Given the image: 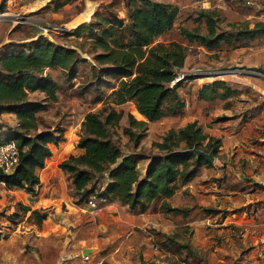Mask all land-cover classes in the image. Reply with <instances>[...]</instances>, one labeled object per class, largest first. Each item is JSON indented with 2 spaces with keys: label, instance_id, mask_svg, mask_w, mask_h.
Instances as JSON below:
<instances>
[{
  "label": "rangeland",
  "instance_id": "1",
  "mask_svg": "<svg viewBox=\"0 0 264 264\" xmlns=\"http://www.w3.org/2000/svg\"><path fill=\"white\" fill-rule=\"evenodd\" d=\"M4 1L0 0L2 16L9 13L5 10ZM151 1L179 9L173 30L158 39L164 44L179 42L186 48L185 65L179 73L192 75L194 71L202 70L209 75L185 77L178 89L184 102L182 113L147 123L139 144L135 145L123 134V129L129 127L127 117L145 120L138 115L133 103L121 106L112 103V87L114 84L116 87L118 82L104 78L96 90L91 88L92 61L91 56L85 54L87 46L78 50L85 62L76 67L74 76L69 78L70 74L58 69L46 70L59 90L57 101L38 115L40 129H57L64 140L51 148L47 177L45 174L42 176L40 187L45 188L44 198L51 197V202L46 203L43 209L40 207L38 213L47 216L46 220L51 219L50 228L58 229V233L50 234L38 245H27L26 235L18 231L13 233V224L3 221L4 239L0 243V255L4 253V256L1 255L0 264H264V187H256L252 192L240 182L234 185L218 181L219 165L233 162V141L229 138L220 139L221 156L218 152L210 169L195 171L196 174L186 184H178L179 188L171 198L146 203L144 209L133 210L118 203H105L94 216L85 205L79 208L76 198H71L70 181L59 165L70 158L68 153L82 137V123L87 114L104 116L109 109L123 113L119 125L111 128L113 143L124 155L140 158L139 169L144 170L149 157L160 156L156 144L162 143L171 130L179 131L196 122L202 132L205 130L208 136L218 139L216 135L223 133L220 129L226 128L223 112H240L242 107L236 109L235 102L242 95L247 97L241 91L225 100L205 104L197 98L198 88L224 81L229 88L238 91L243 87V74L264 69V39L240 40L236 45L222 44L216 50L207 51L188 42L181 34L183 30L205 33L204 21L199 17L203 11L218 15L219 32H231L233 29L229 26L235 24L252 29L256 23H264V0ZM38 2L40 0H15L16 6H11V14L1 18L0 24L4 25L6 19L14 25V35H17L14 37L18 39L17 43L12 42L15 48L39 37L65 47L79 48L80 37L89 32L82 28L73 37L71 33L77 26L89 23L95 12L125 19L132 0H48L44 6L35 8ZM29 3L32 9L23 10L22 7ZM60 4L63 6L55 10ZM25 38L29 40L25 41ZM9 49L5 47L3 51ZM30 100L42 102L44 95L34 94ZM16 126L14 115L0 113V136L9 135ZM132 129L134 133H140L139 129ZM214 169L215 174L212 172ZM105 183L99 184L98 188L104 187ZM35 193L38 194V190ZM37 194L8 191L0 183V213L6 217L20 213L15 228L34 224L30 212L21 206L34 207L39 200ZM52 196L56 199L52 200ZM18 242L26 249H20ZM56 245L58 251L55 254L49 246ZM84 250L88 251L86 255Z\"/></svg>",
  "mask_w": 264,
  "mask_h": 264
},
{
  "label": "trees",
  "instance_id": "2",
  "mask_svg": "<svg viewBox=\"0 0 264 264\" xmlns=\"http://www.w3.org/2000/svg\"><path fill=\"white\" fill-rule=\"evenodd\" d=\"M200 16L204 21V34L186 30L181 34L188 42L207 51L216 50L222 44L233 46L240 40L264 39V23H256L252 29L235 24L229 26L233 29L231 32H219L218 15L203 11ZM178 18L179 9L170 4L132 0L125 19L95 12L89 23L78 26L71 33L73 37L82 28L89 32L80 37L83 42L79 48L55 44L43 37L16 48L13 44L7 45L6 49H10L0 54V113L14 115L17 126L9 131V135H1L0 141L15 145L17 165L9 174L0 170V183L8 190H23L35 196L40 185L39 172L52 157L50 147H56L64 140L57 129H40L38 115L57 101L59 90L45 71L58 69L70 74L69 78L74 76L76 67L85 62L78 51L83 46H87L85 54H89L92 61L91 88L96 90L104 78L118 82L112 87V103L115 106L133 103L145 120L127 117L129 127L123 129V134L135 145L139 144L147 123L182 113L184 102L178 93L182 81L174 86L171 84L185 65L186 48L179 42H158L160 37L173 30ZM197 90V98L202 103L225 100L240 92L229 88L224 81L205 84ZM39 93L44 95V101L30 100L31 95ZM122 118L123 113L113 109L104 116L87 114L82 123L83 135L76 145L83 154L70 157L59 165L70 181L71 198H76L79 208L90 195L96 194L106 203H118L133 210L144 209L146 203L171 198L179 188L178 184H186L195 171L211 168L212 163L184 151L198 149L212 152L214 158L218 156L220 140L209 137L193 122L179 131H169L164 141L156 144L160 156L149 157L144 170H140V158L124 155L113 143L111 128L117 127ZM132 128L139 129L140 133H134ZM220 179L226 180L227 184H237L234 177L221 176L219 183ZM101 183L105 186L100 189ZM246 185L249 191L261 187L250 182ZM21 208L29 212L28 208ZM20 216L16 212L8 217L0 213V241L4 239L3 221L14 225ZM30 217L37 225L46 219L37 211ZM43 241L28 237L27 245H38ZM17 244L20 249H26L19 242ZM49 249L56 254L58 246H49Z\"/></svg>",
  "mask_w": 264,
  "mask_h": 264
},
{
  "label": "crops",
  "instance_id": "3",
  "mask_svg": "<svg viewBox=\"0 0 264 264\" xmlns=\"http://www.w3.org/2000/svg\"><path fill=\"white\" fill-rule=\"evenodd\" d=\"M14 1L15 0L4 1V5L6 6L5 10L9 11V13H4L2 18H6L7 14H11V10H13H10L11 6L13 8L16 6L15 3H13ZM47 1L48 0H40V2H38L35 8H40L41 6H44ZM32 7L33 6H31V4L29 3L25 4L22 8L25 11H29L32 9ZM1 13H3L2 10L0 11V14ZM4 23L5 26L0 24V52H3V49H5L7 45L12 44V42L18 41V39L15 38L17 35H14V25L11 24V20L5 19ZM27 39L28 38H25V41H27ZM241 82H243V87H241L242 90L241 88L237 90L246 93L247 97L242 95V98L239 101L235 102V106L236 109H241L242 107V110L240 112H238L237 110L230 111L229 113L223 112L224 117H226V128L225 130L220 129V132L223 133L216 135L219 140L221 138H229L233 141V151L231 153L233 157V159L231 160L233 162L229 164H227L226 162L221 163L219 165L218 173L215 171V169L212 172L214 174L217 173L218 177H235V182H240L242 184H247L250 182L253 185L264 187V69H261L260 72H248L243 74ZM244 111L246 113H244ZM138 115L142 117L139 113ZM209 137H211V135ZM52 147L55 148V146H51L50 149ZM219 153V155L221 156V152ZM81 154H83V151L75 147L68 153V156L76 157L80 156ZM47 163L45 168L39 172L40 185L38 187L39 189H36V191L38 190V194L35 193V196L36 194L38 195L39 200L35 202L34 207H31L29 205H22L23 207L29 209L30 214L33 211L39 212L40 207H42L43 209L46 206V203L51 202V197L44 198V195L46 193L45 188H40L43 184L42 176L45 174V178L47 177ZM220 181L224 182L226 180L220 179ZM15 191H22L26 193L23 190ZM49 195L51 196V194ZM53 199L56 198L53 197L52 200ZM82 211L87 213V211H85L84 209H82ZM50 221L51 219H45L39 225L34 222V224L27 225L26 227L22 225V227L19 228H15L16 226L14 227V224L11 228L13 230V233L18 231L23 235H26L25 238L34 237L35 239H44L50 234H56V232L58 233V229L53 230L50 228ZM15 223H17V220ZM40 226L41 229H38L40 228ZM1 242L2 241H0V243ZM1 255L4 256V253H1Z\"/></svg>",
  "mask_w": 264,
  "mask_h": 264
},
{
  "label": "built area",
  "instance_id": "4",
  "mask_svg": "<svg viewBox=\"0 0 264 264\" xmlns=\"http://www.w3.org/2000/svg\"><path fill=\"white\" fill-rule=\"evenodd\" d=\"M3 16L0 15V21ZM208 76L209 73L197 70L193 74L188 75L184 73H178L176 79L171 84L174 86L179 81H182L187 76ZM17 165V150L15 145L12 142H7L6 140L0 141V170L6 174H9L13 171ZM106 203V200L96 194H92L88 197L85 206L90 210V214L96 216L100 211L101 207Z\"/></svg>",
  "mask_w": 264,
  "mask_h": 264
},
{
  "label": "water",
  "instance_id": "5",
  "mask_svg": "<svg viewBox=\"0 0 264 264\" xmlns=\"http://www.w3.org/2000/svg\"><path fill=\"white\" fill-rule=\"evenodd\" d=\"M183 153H189L195 155L197 158H203L206 160L208 163H212L214 161V156L212 152L205 153L201 150L198 149H191V150H186ZM84 255L87 254V251L83 252Z\"/></svg>",
  "mask_w": 264,
  "mask_h": 264
},
{
  "label": "bare ground",
  "instance_id": "6",
  "mask_svg": "<svg viewBox=\"0 0 264 264\" xmlns=\"http://www.w3.org/2000/svg\"><path fill=\"white\" fill-rule=\"evenodd\" d=\"M11 4V3H10Z\"/></svg>",
  "mask_w": 264,
  "mask_h": 264
}]
</instances>
